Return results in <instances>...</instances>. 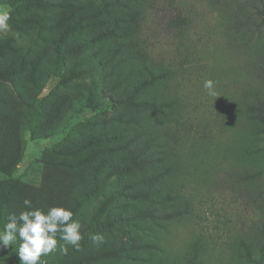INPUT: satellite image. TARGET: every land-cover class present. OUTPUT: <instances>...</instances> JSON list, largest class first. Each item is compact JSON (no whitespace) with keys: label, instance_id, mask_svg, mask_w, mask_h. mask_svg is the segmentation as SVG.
I'll use <instances>...</instances> for the list:
<instances>
[{"label":"rangeland","instance_id":"obj_1","mask_svg":"<svg viewBox=\"0 0 264 264\" xmlns=\"http://www.w3.org/2000/svg\"><path fill=\"white\" fill-rule=\"evenodd\" d=\"M0 10L10 14L0 111L20 145L9 151L0 132V229L28 198L88 227L79 251L42 256L48 264H264V0H0ZM140 149L161 158L139 166ZM97 232L105 243L90 241ZM17 245L0 264H20L7 254Z\"/></svg>","mask_w":264,"mask_h":264},{"label":"clouds","instance_id":"obj_2","mask_svg":"<svg viewBox=\"0 0 264 264\" xmlns=\"http://www.w3.org/2000/svg\"><path fill=\"white\" fill-rule=\"evenodd\" d=\"M10 14L8 11L0 10V32L10 30L8 21ZM214 81L205 80L203 87L208 90L210 96L218 97L214 90ZM24 210L18 214L11 213L7 217L6 223L0 229V250L17 245L16 252L20 264H46L41 259L42 256L53 254L57 251L67 255L69 246L79 251L83 239L80 231L81 224L73 220L74 213L70 208L64 206H52L46 211L39 207H34L30 199L23 200ZM59 240L63 243H58ZM90 241L95 245L105 243L103 233H90ZM2 264H6L3 261Z\"/></svg>","mask_w":264,"mask_h":264},{"label":"trees","instance_id":"obj_3","mask_svg":"<svg viewBox=\"0 0 264 264\" xmlns=\"http://www.w3.org/2000/svg\"><path fill=\"white\" fill-rule=\"evenodd\" d=\"M264 12H260V14H263ZM58 44V43H57ZM57 46V45H56ZM55 46V47H56ZM57 49L55 50V52H58V47H56ZM257 69H260L259 67H257ZM3 103H7V99H2L1 100ZM260 103V104H259ZM261 102L259 100L256 101V111H257V116L262 120L264 121V118H263V115H262V110H261ZM4 111H0V115H3V117L5 118H0V132L3 131V130H7L9 136L13 137V140L10 141V144L8 146V149H10L9 151H12V150H16V151H19L20 150V145H19V141H18V137H16V123L13 122V118H12V112L9 110V108H5L3 109ZM1 112H3L1 114ZM14 130H13V129ZM16 138V139H15ZM15 140V142H14ZM119 148H122L121 146ZM146 149V148H145ZM158 153V152H157ZM161 153V152H160ZM140 156L142 157L143 156V159H141L140 161L137 159L138 161V164L139 166L140 165H152L153 163L159 161V159L161 158V154L160 156L157 155L156 156V160H153V157L152 155H149V153H145L140 149ZM19 159V158H18ZM16 159L13 163L16 164L17 163V160ZM130 165H124V166H119V165H113L110 167L109 171L107 172L106 174V178L107 180L112 178V176H120V175H125L128 173L129 171V168ZM0 169L4 172H7V167L5 165V163L1 162L0 163ZM101 188V184H96L92 189H90L89 193L90 195H94L95 193H97L99 191V189ZM148 193V192H147ZM146 193V194H147ZM120 192H117V191H113L107 195H103V200H102V204L101 206L99 207L101 212H104L105 208H106V205L109 201H112L114 199H116L118 196H119ZM100 212V213H101ZM95 223H97V221L95 220ZM110 223V222H108ZM88 227H83L80 231H87ZM10 257L14 258L15 260H18L19 261V258H18V254L16 252V250H9L8 253H7ZM41 259L43 261L44 258L41 257ZM81 260H78V262H75L74 264H79ZM48 264V263H46Z\"/></svg>","mask_w":264,"mask_h":264}]
</instances>
